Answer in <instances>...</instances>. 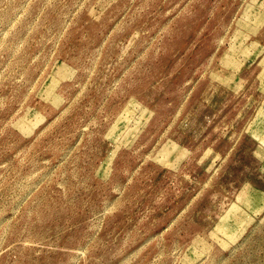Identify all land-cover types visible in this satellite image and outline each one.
Returning a JSON list of instances; mask_svg holds the SVG:
<instances>
[{"label":"rangeland","instance_id":"374dc122","mask_svg":"<svg viewBox=\"0 0 264 264\" xmlns=\"http://www.w3.org/2000/svg\"><path fill=\"white\" fill-rule=\"evenodd\" d=\"M0 264H264V0H0Z\"/></svg>","mask_w":264,"mask_h":264}]
</instances>
